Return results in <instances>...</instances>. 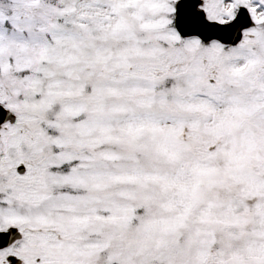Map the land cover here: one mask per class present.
<instances>
[{"label": "snow or ice", "instance_id": "6c2138e0", "mask_svg": "<svg viewBox=\"0 0 264 264\" xmlns=\"http://www.w3.org/2000/svg\"><path fill=\"white\" fill-rule=\"evenodd\" d=\"M0 264H264V0H0Z\"/></svg>", "mask_w": 264, "mask_h": 264}]
</instances>
